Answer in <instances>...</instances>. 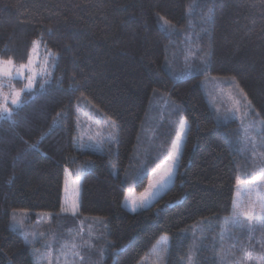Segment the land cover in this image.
<instances>
[{"label":"trees","instance_id":"16d2710c","mask_svg":"<svg viewBox=\"0 0 264 264\" xmlns=\"http://www.w3.org/2000/svg\"><path fill=\"white\" fill-rule=\"evenodd\" d=\"M34 41L50 57L32 89L1 81L22 92L0 118V264L48 250L50 264H137L163 235L164 264H264V224L227 220L236 182L264 170V0H0V61L25 64ZM211 81L244 96L239 118ZM84 105L89 128L113 123V147L74 148ZM181 118L171 185L127 210ZM66 173L80 184L73 215L60 213ZM38 215L40 242L11 227L20 216L35 230Z\"/></svg>","mask_w":264,"mask_h":264},{"label":"rangeland","instance_id":"374dc122","mask_svg":"<svg viewBox=\"0 0 264 264\" xmlns=\"http://www.w3.org/2000/svg\"><path fill=\"white\" fill-rule=\"evenodd\" d=\"M50 55L44 53L40 48L37 41H34L31 45L27 61L23 65H13L8 61H0V118L2 114H7L11 108L18 105L21 98L22 91H29L32 89L35 79L46 72L47 63ZM3 79H20L24 82L22 91L14 90L10 85L8 89H4L7 85L1 82ZM219 87L220 94H218L223 100V104L229 109L234 111L236 118L240 117L237 113L236 104H241L245 109L246 99L243 97L235 98L230 94L231 83L228 85V89L221 90V86L217 82L211 81L210 87ZM89 112V108L84 105L80 109H76V123H77V135L73 142V146L79 150L90 151H102L113 147L115 144V129L114 125L110 121H104L101 128L93 130L89 128L88 123L85 122V116ZM187 131V124L184 119H180L177 126L175 137L172 141L171 147L168 151L166 159L158 164L155 169L150 173L147 178L146 185L143 191L140 193H133L132 191H126L122 200V206L129 211H138L148 207L160 194H162L172 183L173 175L176 168L177 160L180 155L181 145ZM245 132L248 130L245 129ZM250 137V134H249ZM252 138V137H251ZM253 139V138H252ZM254 140V139H253ZM80 199V184L79 180L73 179L68 173L64 176V182L62 187V203L60 207V213L73 215L77 212V207ZM23 217L20 216L11 222L12 229L19 232V234L25 239L26 237L37 239L40 242V238L48 234L49 222L46 216L38 215L36 223L34 224L35 230H31L30 224L23 221ZM227 220L231 223L240 222L246 220L249 226L253 223H257L256 228H261L264 224V170H260L258 174L249 180L248 182L241 183L236 182L235 188L232 194V201L230 211L227 214ZM99 222V221H98ZM99 224V223H98ZM43 228V231H41ZM41 229V230H40ZM86 241L88 244L93 243V240L99 238L97 230L91 231L89 228ZM47 245L50 244L51 235H47ZM60 242V239L58 240ZM264 241L260 240L258 246L263 250ZM168 237L160 236L156 243L152 246L147 254H145L141 261L137 264H164L167 255ZM74 248V244L70 245ZM38 248V247H37ZM101 245L96 244L95 252L100 253ZM34 253V252H33ZM38 261L33 256V262L40 264L51 263V252L48 250L46 253H38ZM70 250H64L62 255V261H67L70 258ZM97 260V256H94ZM40 262V263H39ZM260 260L258 261V263ZM68 264H74L69 263ZM261 263V262H260Z\"/></svg>","mask_w":264,"mask_h":264}]
</instances>
